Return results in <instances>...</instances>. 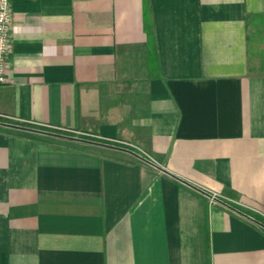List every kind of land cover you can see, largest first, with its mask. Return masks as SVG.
I'll return each instance as SVG.
<instances>
[{
  "label": "crops",
  "instance_id": "crops-1",
  "mask_svg": "<svg viewBox=\"0 0 264 264\" xmlns=\"http://www.w3.org/2000/svg\"><path fill=\"white\" fill-rule=\"evenodd\" d=\"M142 1L9 0L0 264H264L252 219L58 136L128 141L264 224V61L248 44L264 0H148L151 40Z\"/></svg>",
  "mask_w": 264,
  "mask_h": 264
},
{
  "label": "built area",
  "instance_id": "built-area-1",
  "mask_svg": "<svg viewBox=\"0 0 264 264\" xmlns=\"http://www.w3.org/2000/svg\"><path fill=\"white\" fill-rule=\"evenodd\" d=\"M10 24L11 12L9 0H0V85L6 81V75L8 71V54L10 52ZM0 116L5 115L0 113ZM76 134L83 133L77 131ZM106 141L119 142L127 148L136 147L134 144L128 141L115 139H106Z\"/></svg>",
  "mask_w": 264,
  "mask_h": 264
},
{
  "label": "trees",
  "instance_id": "trees-1",
  "mask_svg": "<svg viewBox=\"0 0 264 264\" xmlns=\"http://www.w3.org/2000/svg\"><path fill=\"white\" fill-rule=\"evenodd\" d=\"M142 5H143L142 8H143L144 29L146 30L148 40H151L152 27L150 21V6L148 0H143ZM248 25H249L248 44H249L250 53L252 51V47H255V51L251 53L252 58L256 60L260 56L262 61H264V15H257L256 19L252 18V20L249 22ZM103 142L108 144H115L110 141H103Z\"/></svg>",
  "mask_w": 264,
  "mask_h": 264
},
{
  "label": "water",
  "instance_id": "water-1",
  "mask_svg": "<svg viewBox=\"0 0 264 264\" xmlns=\"http://www.w3.org/2000/svg\"><path fill=\"white\" fill-rule=\"evenodd\" d=\"M58 136H60V137H65V138H68V139H71V140H75V141H81V142H87V143H95V144H99V145H104V146H108V147H113V148H115V149H118V150H121V151H125V152H127V153H130L131 155H134V156L138 157L139 159L145 161L146 163H148V164L154 166V167L157 168L158 170H160V171H162V172H164V173L170 175L171 177H174L175 179L179 180L180 182H182V183L188 185L189 187H191V188H193V189H195V190H197V191L203 193L204 195H206V196H208V197H210V198L216 200L217 202H220L221 204H223V205L229 207L230 209H232V210H234V211H236V212H238V213H240V214H242V215H244V216H246V217L252 219L255 223L259 224L260 226H262V227L264 228V224H263L262 222H260V221H258V220H256V219H254V218L250 217L249 215H247V214L241 212L240 210H238V209L232 207L231 205H229V204H227L226 202L222 201L220 198L214 196L212 193H210V192H208V191H206V190H204V189H202V188H200V187L194 185L193 183H191V182H189V181H187V180H185V179H182L181 177L176 176L175 174L171 173L170 171H168V170L165 169L164 167H162V166L156 164V163H155L154 161H152L151 159L146 158V157H143V156H141V155L135 153V152H134L133 150H131V149L124 148V147H118V146L107 145V144H102V143H97V142H93V141H90V140H87V139H83V138H80V137H75V136H65V135H58Z\"/></svg>",
  "mask_w": 264,
  "mask_h": 264
}]
</instances>
